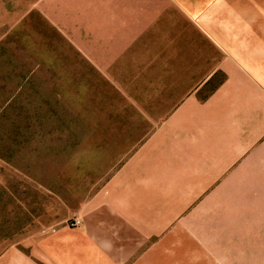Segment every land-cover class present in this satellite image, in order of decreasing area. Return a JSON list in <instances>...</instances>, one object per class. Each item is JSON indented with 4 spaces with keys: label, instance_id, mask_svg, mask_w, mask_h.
I'll return each instance as SVG.
<instances>
[{
    "label": "crops",
    "instance_id": "crops-1",
    "mask_svg": "<svg viewBox=\"0 0 264 264\" xmlns=\"http://www.w3.org/2000/svg\"><path fill=\"white\" fill-rule=\"evenodd\" d=\"M29 14L154 130L128 139L81 226L30 233L0 264H264V0H29Z\"/></svg>",
    "mask_w": 264,
    "mask_h": 264
},
{
    "label": "rangeland",
    "instance_id": "rangeland-1",
    "mask_svg": "<svg viewBox=\"0 0 264 264\" xmlns=\"http://www.w3.org/2000/svg\"><path fill=\"white\" fill-rule=\"evenodd\" d=\"M129 97L29 0H0V248L82 225L128 139L154 130L132 127L146 117Z\"/></svg>",
    "mask_w": 264,
    "mask_h": 264
}]
</instances>
